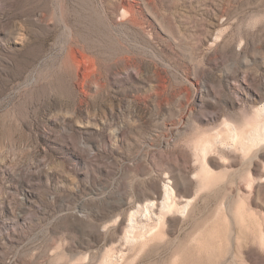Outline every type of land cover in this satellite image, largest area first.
Listing matches in <instances>:
<instances>
[{
	"label": "rangeland",
	"instance_id": "1",
	"mask_svg": "<svg viewBox=\"0 0 264 264\" xmlns=\"http://www.w3.org/2000/svg\"><path fill=\"white\" fill-rule=\"evenodd\" d=\"M0 264H264V0H0Z\"/></svg>",
	"mask_w": 264,
	"mask_h": 264
},
{
	"label": "bare ground",
	"instance_id": "2",
	"mask_svg": "<svg viewBox=\"0 0 264 264\" xmlns=\"http://www.w3.org/2000/svg\"><path fill=\"white\" fill-rule=\"evenodd\" d=\"M166 189H165V198H166V200H170L171 198H172V195H173V193H174V190L172 189V188H170V187H168V185H167V187H165ZM153 205V204H152ZM151 214V213H150ZM132 232V231H131Z\"/></svg>",
	"mask_w": 264,
	"mask_h": 264
}]
</instances>
